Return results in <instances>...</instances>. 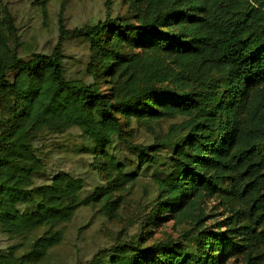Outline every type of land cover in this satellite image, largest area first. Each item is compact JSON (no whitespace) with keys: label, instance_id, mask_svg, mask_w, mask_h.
Returning a JSON list of instances; mask_svg holds the SVG:
<instances>
[{"label":"trees","instance_id":"obj_1","mask_svg":"<svg viewBox=\"0 0 264 264\" xmlns=\"http://www.w3.org/2000/svg\"><path fill=\"white\" fill-rule=\"evenodd\" d=\"M122 1L131 20L68 32L89 46L86 81L66 75L61 41L50 53L17 55L0 0V233L15 239L0 247V264H41L62 238L59 225L82 205L115 211L113 193L137 177L124 172L121 143L154 168L147 231L170 220L188 229L179 242L141 247L139 236L73 264H221L238 252L256 264L264 254V0ZM175 115L184 117L181 135L150 145L122 137L120 116ZM70 127L105 179L87 195L79 176H48L37 146ZM213 197L225 216L208 230L205 203Z\"/></svg>","mask_w":264,"mask_h":264},{"label":"rangeland","instance_id":"obj_2","mask_svg":"<svg viewBox=\"0 0 264 264\" xmlns=\"http://www.w3.org/2000/svg\"><path fill=\"white\" fill-rule=\"evenodd\" d=\"M1 3L3 18H11L13 36L10 46L17 55L27 59L33 52L50 53L61 41L66 75L86 81L92 78L89 46L84 39L68 32L107 18L124 17L131 20L134 13L122 0H1ZM138 73L144 76L142 70ZM105 84V81L100 82V89L106 90L108 85ZM183 120L184 117L180 115L147 121L120 116L122 137L131 144L162 142L167 136L184 133L179 126ZM84 143L81 131L77 127H70L63 132L44 135L37 146L44 152L41 156L48 176L57 171L79 176L84 180L82 194L87 195L96 185L104 183L105 179L103 173L92 168L91 155L80 151ZM119 146L118 159L124 163V172H134L137 177L125 181L123 188L113 193V198H119L117 209L106 211L100 203L78 207L68 221L59 225L62 238L41 264L88 261L116 244L129 243L139 236L146 240L141 247L159 241L179 242L183 239L188 226L174 220L160 223L151 232L147 231L150 229L147 218L156 195V185L152 178L154 168L140 165L124 143ZM158 149L160 156L167 152L165 148ZM205 212L204 226L208 230H215L225 216L224 206L213 197L206 201ZM12 242H15L14 238L0 233V247H6ZM256 261V264H264V254ZM221 264L246 262L243 253L238 252Z\"/></svg>","mask_w":264,"mask_h":264}]
</instances>
